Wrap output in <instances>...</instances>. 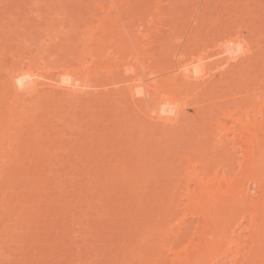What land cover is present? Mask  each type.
Segmentation results:
<instances>
[{
	"label": "rangeland",
	"instance_id": "obj_1",
	"mask_svg": "<svg viewBox=\"0 0 264 264\" xmlns=\"http://www.w3.org/2000/svg\"><path fill=\"white\" fill-rule=\"evenodd\" d=\"M116 1L122 6L120 22H124L125 31L138 33L136 38L139 36L142 45L138 58L152 62V68L146 71H162L153 77L158 84L168 76L166 67L178 51L186 52V56L211 54L215 44L236 35L243 40L240 47L251 50L248 56L242 54L238 62L231 61L224 67L220 65L224 57L221 63L220 57L204 61L209 70L204 71L208 76L202 85L191 83L177 91L183 107L178 122L159 126L146 119L143 107L137 110L127 100L123 91L127 82L120 63L124 58L133 63L122 50L127 43L132 47L134 35L130 38L126 32V42L103 36L99 24L106 14L97 6L98 0H0V116L10 110L14 114L0 127L5 148L0 153V264H147L151 247H144L143 242L149 241L151 246L157 234L152 225H146L150 219L154 224L165 217L169 225L173 221L177 224V213L185 211L181 210L185 205L174 214L164 207L175 196L172 187L180 181L186 157H205L198 147L199 138L205 139L203 128L212 124L210 112L238 102L244 107L258 92L260 81L253 84L251 78H262L264 0ZM110 3L106 0L102 6L107 9ZM92 23L96 31L85 34L86 25ZM80 36L91 39L88 48H98V39L107 37L118 54L112 47L114 54L101 47L97 50L105 51L103 54L97 51L94 57L85 53L83 61L96 71L75 74L91 75L84 86L79 82V93L74 96L54 91L45 80L51 73L44 67L55 60L78 67L73 56L74 50L82 47L77 42ZM36 58L43 60V70L49 74L41 69L40 90L14 103L5 87L7 70L15 62L29 67ZM219 66L222 69H217ZM115 67L117 73L111 72ZM150 80L144 77L143 83ZM170 84L174 87L176 83ZM205 140L217 149L211 136ZM186 216L184 225L193 228L200 223L196 215ZM220 232L223 234L221 228ZM241 242L245 243L244 239ZM137 250L139 259L134 256ZM140 251L146 253L141 255Z\"/></svg>",
	"mask_w": 264,
	"mask_h": 264
},
{
	"label": "bare ground",
	"instance_id": "obj_2",
	"mask_svg": "<svg viewBox=\"0 0 264 264\" xmlns=\"http://www.w3.org/2000/svg\"><path fill=\"white\" fill-rule=\"evenodd\" d=\"M105 1L106 0H98L97 3V6L102 8L106 14L103 19H100L99 24L103 36H110L109 38H116L115 40L111 38L113 41L119 39V41L122 42H126V35L128 33L130 38L133 35L136 38L138 33L134 34L132 32L133 35H131L130 32H128L129 30L126 29L127 31H125L124 22H120V17L123 13L122 6L118 5L116 0H109L111 1L110 5L107 9H104L102 5H104ZM105 20H108L107 26L104 25ZM122 20L123 19H121V21ZM191 24L193 25V21ZM86 26L87 31L84 32L85 34L90 32V30L96 31L94 23ZM77 33H79V31ZM91 34L92 32L90 35ZM81 37L82 36L78 37V41L77 39L76 41L80 42L82 47L77 51L75 49L74 51L76 54L74 53L73 56V59L79 62L78 67H72L71 64H68L65 61H60L58 63L55 58V62H49L50 64L48 66L43 63V60L37 58L31 63L29 62V67H26L25 64L23 65V61H20L22 65L19 62L12 63L11 67L9 66L10 68H7V79L5 77V81L7 80V86L5 85V87L8 89V93H10V95L8 94L11 97L10 100L15 103L19 98L26 97V95L31 93H37V91L40 90L38 83H43L40 82V77L42 76L40 74L46 70L51 73L50 77L47 75L48 78L45 80L49 81V87L52 90L63 93L65 92L74 96L78 94V89L81 87L78 88L77 85L81 86L83 84L84 86L85 80L91 76L86 75L87 73L81 75L82 77L75 76L77 72H83L84 74V72H87L88 69L91 68L90 64L83 61L85 53L86 55L96 56L97 49L100 50V47L104 48L102 50L107 49L108 51L109 49L108 52H114L117 48L111 46L113 43L110 45L113 41L107 37L101 40H99V37V39L96 38L100 42L98 48H88L87 44L91 39L83 40ZM240 37V35L229 36L225 40L220 41L214 45L211 54L193 53L190 56H186V52L178 53V51L177 54H175V50L172 51V54L174 53V55L170 59L171 65L166 67L165 70V74L168 76L166 77L165 75L159 84L154 79L155 73L158 71L156 72L154 69L146 71L149 70L148 68L151 67L150 63L152 65V62H149V59L141 61V57L140 59L138 58L139 55H142V45H140V41H138L139 38H136L137 41L135 38H131L132 47L127 43L122 51L127 54L126 58H131V60H133V63L130 64V60H125V58L122 60L125 55L118 57L121 58L118 59V62L122 60V63H120L123 67L120 68L122 69L121 73L123 72L122 77H126L125 80L127 84L126 86L124 84L125 90L122 89L126 93V97L129 98L127 100H130L136 108H139V106L143 107V115H145L146 119L151 121V123L159 124V126H168L177 123L179 116L178 112L181 113L182 110L180 109H183V107H181V100L179 96H177V91L181 89V87L187 86L191 83L201 84L205 79L207 70H209L204 61L212 59L211 57H220V59H218L220 63L222 59L221 57H224V60L222 59L223 62L221 64L219 63L223 66L224 64H229L231 61L236 62L242 54H249L248 52L251 49L240 47L243 41ZM110 47H112V51ZM98 52L100 54L102 53L101 51ZM103 53H105V51H103ZM114 53L116 55L118 54V52ZM104 56L102 59L105 58ZM144 57L145 56L143 55V58ZM51 60H53V58ZM107 60L105 61L107 62ZM44 62L46 64L48 63V61ZM109 64L111 65L112 62L110 61ZM42 65L46 66L44 67L46 70H43L44 68ZM110 65L109 68L111 67ZM219 67L217 69H222ZM206 68L208 69L205 73L204 71ZM41 69L43 70L42 72L40 71ZM162 69L164 70L165 67ZM217 69L215 68L212 70L215 71ZM94 70L95 69H89V72ZM115 71L116 67L115 70L111 72ZM117 71L119 72V70ZM39 72L41 73L39 74ZM91 73L96 75L95 72ZM157 74L156 76H159ZM260 75L262 76L261 79H258V76H255V79H253L254 76L251 78L253 84L259 81L260 84H258V92H254L255 98L248 100V104L244 105V107H241L240 105L242 102H238L232 106L228 105L227 108H216L210 112L213 116L210 121L212 124H207L208 127L206 126V129L203 128L204 130L202 134L204 133L203 135L205 136V139H209L211 136L213 139V145L217 149H213L212 145L203 139L204 137L199 138L201 147H198V149L202 148V153L205 157H186V164L183 163L184 165L181 166L180 181L177 182L176 186L172 187L175 196H172L173 198H171L170 201L169 198V203L167 202L168 204H165L164 207L166 209L163 208L164 211L167 210V212L170 210L169 213L171 214L185 210L181 211L185 212L184 215L181 214V212L177 213L178 215L180 214V216L183 215L181 218L179 216V220H177L178 215H174V218L177 220V224L173 221V224H176V229L174 230L172 228L174 226L172 223V225H169V223L166 222L167 220L169 221V219H165L166 217L161 219V222H155L153 224L150 219L149 222L146 221L149 224L147 223L146 225V222L142 224L146 226L152 225L151 228L154 229L152 231L155 235L157 234V238H155L156 240L153 242H151L152 240L150 241L153 243L151 246L149 245V241H147L148 243L143 242L146 246L141 243L144 247H151L147 252V264H216V262L218 263V261L221 260L224 261L221 264H257V262H262L261 264H264V63L261 64ZM206 76H208V74ZM144 77L149 80L154 77V80L152 79L153 81L150 80L149 83L145 84L143 83ZM38 78L39 81H37ZM121 80H123V78ZM171 82L176 83L174 87L171 86ZM143 84H145V86H143ZM85 86H87V84H85ZM142 86L143 88L146 87L144 88L146 90V93H144L145 96H142ZM76 87L78 89H76ZM13 115L12 110L8 113L2 114L0 116V127L6 125L12 119ZM19 118L21 119V117ZM1 142L3 141L0 138V153H3L5 148ZM209 147H212L211 149H213L210 152L208 151L210 149ZM210 153H213V155L209 156ZM182 198L185 200L181 202ZM174 200H176V203H173ZM182 205H185L183 206L184 209L180 210ZM162 213L164 214L165 212ZM157 214L159 216L160 213ZM187 214L196 215L197 218L195 220L199 219L200 223L197 224L196 222H193L194 226L197 224L195 227L192 226L193 228L189 225H184ZM150 222L152 224H150ZM165 223L169 226L167 227ZM209 228H212L211 234H209L210 231L208 233L206 230ZM220 228L223 234L221 232L219 234ZM141 229H139V231ZM154 234H151V238L154 237ZM216 235L218 237H221L222 235V237L215 239L217 237ZM143 236L146 235L144 234ZM235 236L237 237L236 240L233 238ZM243 239L245 243L241 242ZM140 240L142 241L143 238ZM126 243L128 245L129 241ZM122 244L124 245V243ZM217 244H219V246H217ZM143 246H140V248H144ZM131 250L136 251L134 250V247ZM141 251L140 254L142 253ZM234 251L235 254L233 253ZM138 252V250L137 253L133 252L134 256L137 255V258ZM145 253L143 252L141 255ZM165 253L171 254L172 257L168 258ZM232 253L233 255H231ZM141 255L140 257H142ZM229 255L232 257L230 256L229 258ZM150 256H152V258ZM145 258L146 256L144 255V260ZM143 263H145V261H143Z\"/></svg>",
	"mask_w": 264,
	"mask_h": 264
}]
</instances>
